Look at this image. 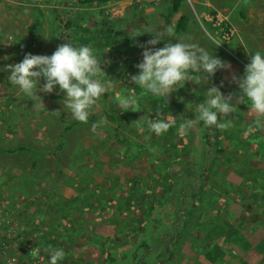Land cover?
I'll use <instances>...</instances> for the list:
<instances>
[{
  "label": "rangeland",
  "instance_id": "obj_1",
  "mask_svg": "<svg viewBox=\"0 0 264 264\" xmlns=\"http://www.w3.org/2000/svg\"><path fill=\"white\" fill-rule=\"evenodd\" d=\"M239 3L244 6L240 7ZM67 7L73 8L74 5H67L64 0H0V45L2 46L0 47L4 51L0 54L7 53L4 57L6 64L20 62L26 53L45 54L47 52L46 55H50L61 43L58 39L61 27H56L59 22L54 9L61 11ZM102 7L109 14L111 23H116V26L113 25L115 31L111 33L115 46L117 40L123 38L127 32H132V43L143 44L151 38L148 33L139 35L144 27L174 26L182 14L187 15V28L175 32V38L198 43L209 52H214V55L222 61L230 64V68L218 70L210 78V83L216 85L225 96L231 94L233 101L239 95L237 85L232 82L233 75H243L244 67L250 59L249 53L256 50L264 51V0H185L181 10L172 15H168L167 6L163 0L95 1L82 9L90 27L96 28V24L92 21H98L101 11L99 14L97 10ZM210 9L215 11L211 12ZM241 11L246 13V17L241 14ZM36 13L43 17L40 21L39 35L41 36L42 32L46 35L39 50L29 49L30 47L26 46L27 36H18L19 33L28 35L27 28L23 26L28 25L36 17ZM118 17L122 19L117 21ZM134 35L137 36L133 37ZM209 35H214L221 44L215 47L208 39ZM47 38L49 42L46 41ZM167 39L166 37L165 41ZM170 39L171 42H175L173 38ZM62 42H64L63 39ZM99 44V47H104L105 42ZM134 51H138L135 56L140 60L142 49L140 48L139 51L135 48ZM133 63V61L126 63L128 69L123 70L124 72L117 70L119 68L117 65L111 79L103 76V79L111 80V87L91 109L87 123L73 121L67 117L61 103L63 92H60L58 88H54L51 93L37 92L39 97L28 99L14 86L12 87L7 79L8 73L0 71V116L5 118V114L11 113L12 104L15 105L16 112H20L22 107H26V111L30 112L28 116L25 115V122H23V115L19 121L18 129L21 130L18 135L20 137L28 132L32 137L35 135L39 138L41 127H43L42 131L47 136L36 141L42 142L41 146H51L50 151H53L56 131L70 124L76 125L75 131L68 136L66 134L65 144L57 148L59 156L58 153L55 157L38 155L36 159L34 154L30 161L24 164L21 162L22 159L16 161L10 153L0 149V204L10 208L8 215L2 214L3 209L0 208V264H47L50 247L64 249L66 256L60 264H100L98 263L100 258L106 255L104 251L102 253L100 251L101 241L108 240L109 237L116 239L113 236L115 234L120 238L122 232L120 230L117 234L115 224L110 221L109 215L113 213L109 210L110 195H114L113 197L118 200L117 203L126 205L131 214H133L131 209H134L131 206L141 208L142 199L150 201V193L158 200V206L161 209L166 205L161 203L164 201L161 191L168 178L156 177L153 168L146 160L137 159L138 156H144L137 152V150L142 151L137 143H132L128 149L129 155L124 156L117 152V145L111 141L113 134H115L114 137L119 136V131L113 129L118 122H121L118 124L121 134L125 133V136L135 137L149 144L147 147L152 151V159L157 161L158 157L161 159L165 157L175 172L179 164L185 163L184 166H186L187 155L179 152V150L183 152L181 145L186 140L185 138L181 140L182 131L176 134L178 139L173 136L171 141L165 143L162 142V134L157 136L153 133L150 137L148 130L142 125L143 120L148 116L150 119H155L156 113L159 114L158 118L163 120L165 114L171 115L168 107L171 104L164 106L165 103L157 101L158 103L154 105L146 94L139 99V102L144 104V108L137 112L121 111L117 107L116 97L134 92V87L128 85L131 83L128 79L129 74H135L138 71ZM3 67L0 63V68ZM40 83L43 84L42 79ZM193 86L194 89L201 87L199 102H202L203 91L208 85L194 84ZM172 93L169 103H186V95H182L180 91ZM38 100L41 101L39 102L41 110L31 114L37 107L34 101ZM4 102L9 104L6 108L2 107ZM16 114L18 113H15L12 119L14 126L17 120ZM39 114L41 115L38 117ZM92 115L96 120H91ZM225 119L231 120L229 129L233 128L235 136L243 137L245 140L249 138L250 141L262 139L261 143L251 141L250 145L245 143L243 147L238 148V157L232 156L230 148H227L223 155L218 154L215 162L222 173L212 176L213 178L221 177L218 180V186H214V190L222 202L219 206L225 207L221 209L223 217L234 218L233 227L230 229H239L244 234L249 232L252 236L250 241L253 243L260 235H264V200H259L257 205L252 204L262 218L257 220L249 218L242 222L245 200L242 190L244 188L235 191L232 185L243 184L250 190L254 185L255 187L264 185V128L255 125V114L249 110V105L243 100L238 102L233 112L229 113ZM5 126L4 120L0 123V141L4 144L12 143L14 139L17 141L16 137L12 140L10 134H6ZM138 133H142L145 139ZM219 134L223 135L221 129ZM148 139L151 143H148ZM174 143L178 145L179 150L175 148ZM254 161L258 165L261 164L259 169L253 168ZM234 162L238 163V167L234 165ZM177 175H181L180 169ZM183 175L191 177L189 172ZM178 181L180 182L179 178ZM137 184L143 186L137 189ZM210 186V183H205V189H209ZM221 186L229 190L231 195L222 192ZM172 193H167L166 196L170 197ZM179 194L177 193L175 197ZM199 213V210L193 212L194 219H190L189 229L184 231L180 238V247L174 251L175 254L169 255L172 259L168 257L166 264H196V262L199 264H257L263 257L264 238L261 244H256L257 251L249 254L241 252L243 247L237 244L241 248L237 259L231 257L229 259L227 256L216 257L214 250L218 249L214 247L212 250L206 246L203 233L192 235L197 230L190 226L197 225ZM59 215H62V220ZM148 233L151 235L153 231ZM232 237L234 238L235 235L232 234ZM133 243L136 242L133 240L132 244L119 246L115 250L122 256L128 253L133 255L137 250L135 246H132ZM131 247L132 250L127 253L126 250L129 251ZM175 248L176 246L173 247ZM176 251H179V254ZM69 255L70 258H68ZM114 255L118 256L117 253ZM137 257L142 258L145 264H164L154 251L139 250ZM109 261L112 264H118V258L112 261L107 260V264Z\"/></svg>",
  "mask_w": 264,
  "mask_h": 264
},
{
  "label": "trees",
  "instance_id": "obj_2",
  "mask_svg": "<svg viewBox=\"0 0 264 264\" xmlns=\"http://www.w3.org/2000/svg\"><path fill=\"white\" fill-rule=\"evenodd\" d=\"M95 1L108 0H64L67 5L73 4L74 7H67L61 11L54 9L59 22L56 27H61V31L59 33L60 37L58 36V39H60L61 41V43L59 42L60 44L64 42H71L74 45H88L89 47L92 46L94 49H96L97 51L94 52L100 59L101 68L106 73L104 74V76L108 79H111L114 70L117 68V65L119 67L117 70L126 71L128 69L126 67V63L129 64L130 61H133L134 66L140 61L138 57L135 56L138 51L134 50L136 48L140 51V47L138 45L142 43H132V32H127L120 40L116 39L117 44L115 46L111 33L115 31L113 27L116 26V23H111L109 14L106 12L104 7L97 10L98 13L101 11V15L98 21H92L94 22V24H96V28L90 27L86 22V18L83 14L84 11L82 9H85L87 8V6L92 5ZM163 1L165 3V6H167V11L169 13L168 15H172L181 10V7L185 0ZM242 6L244 5L241 4L240 7ZM210 10L211 12L215 11L214 9ZM241 14L246 17L245 12L241 11ZM42 19V15L38 16V14L36 13V17L28 25L23 26L24 28H27L28 35H26L25 33H19L18 35L19 37H24V35L28 37L25 44L27 47H30L29 49L39 50L42 40L46 38V35L43 34V32L41 36L39 35V28L41 25L40 21ZM120 19L122 18L118 17L117 21ZM187 25V15L182 14L175 22V32L183 31L185 28H187ZM118 31L121 32V30ZM62 39L64 40V42H62ZM46 41L49 42V38H47ZM162 41L154 47H162L164 44V42ZM101 42H105L104 47L98 46V44ZM43 46L45 45L43 44ZM1 47L0 53L4 52ZM128 51L129 53H127ZM6 54L7 53L0 54V63H2L3 66L7 65L4 61V57ZM194 84L196 86L201 85L197 84L195 81H186L184 85H179L180 88L176 90L180 91L182 95H186V98L184 97L186 99V103H169V101L171 100L170 96H172L173 93L169 94L168 98L154 97L150 93L148 94V98L154 105L158 103L157 101L165 103L164 106H167V104H171V106H168L171 115L165 114V116L163 117L164 120L169 123L170 127L166 132L162 134V142L166 143L171 141L173 136L178 139L176 134L178 133L179 125L185 120V118H194L195 103L199 102L201 96V87H197L196 89H194ZM128 85H132L134 87V93L136 92V94H139V88H137L132 83H128ZM176 91H174V93ZM194 95H196L195 98ZM27 98L30 99L29 97ZM34 102L37 104V107L31 112V114H36L41 110V103H39L41 101L38 100ZM23 103L29 104V102L27 101H23ZM139 104V110L143 109L144 104L141 102H139ZM8 105L9 104L4 102L2 107L6 108ZM11 107L13 108V111L9 114H5V118H2V115L0 116V123L5 120V127L7 128L6 134H10L11 132H13L15 135L14 137H16L17 141H13L12 143L8 142L6 144L0 141V149H3V152L10 153V155L13 156V159L16 161H20V159H22L23 161L21 162H24V164L28 163L34 154H36V159L38 158V155H43L45 157L51 155L55 157V154L58 153L59 156L60 153L57 148H61L63 144H65V139H67L65 130L71 129L76 125L70 124L68 126H65L64 129H62V127L57 130V134L54 136V150L50 151L51 146H41L42 142H36V139L39 140V138L41 139L42 137L47 136L44 131H42L43 127H41L42 129L39 138L35 135L32 137V135L28 134V132H26L25 134L23 133L21 137L18 135V124L22 115L23 122H25V115L28 116L30 112L26 111V107H22L20 109V112H16V110L14 109L15 105L12 104ZM15 113L18 114H16L17 120L16 125L14 126V122L12 121V119L15 117ZM93 117L94 115H92L91 120H96V118ZM119 123L121 122H118L116 127L113 129L119 131V136L114 137L115 134H113L114 136H111V141H114L115 145H117L118 147L117 152L121 153L124 156H128L130 153L128 152V149H130L129 147L132 146V143L135 142L138 144V146H140L139 149H141L142 151L137 150V152L143 154L144 156H138L137 159L146 160L150 167L153 168V172H155L156 177L160 176L163 178H168V181L164 184L161 191V195L164 198V201H161V203H166V205L161 209L158 206V200L155 198V196H152V193H150V201L148 202V200H146L145 198L142 199L143 202L141 203V208L131 206L134 208L131 209V211H133V214H131L125 207L126 205L123 206L117 203L118 200L113 197L114 195H110L109 206L111 208L109 210L110 212L113 211V213L109 215L111 216L110 221L115 224L114 228L117 234L120 233V230L122 232L120 233V238L115 234L113 236L116 239H111V237H109L108 240L101 241L100 251L101 253L102 251H104L106 255L101 257L98 263L107 264V260L112 261L113 259L118 258V264H145V261L142 260V258L137 257L140 250L141 252H156L158 257L161 258L162 262L166 264L168 257L169 259H172V257L169 255L171 253L175 254L174 251L180 247V238L184 234V231H187L189 229L188 227L190 224V219H194V217H192L193 212H197L198 210L200 211V213L198 214L199 221L196 222L197 225L190 226L191 228H196L195 230H197V232L192 233V235L203 233V239L206 240V246L209 249L211 248L212 250L214 249V247L218 249L214 250L216 257L227 256L229 259L230 257L233 259H237L239 251L241 250V248L238 247L237 244H240L243 247V250H241V252L243 253L249 254L252 251H257L255 249V246L258 243L261 244V240L264 238V235H260L252 243L250 241L252 236L249 235V232L244 234V232L240 231L239 229H230L231 227H233L234 218L223 217V215L221 214V209H224L225 207L222 205L219 206V204H221L222 202L220 201V197L215 193L214 190V186L219 183L218 180L221 179V177L215 176L218 178H213L212 176L214 174L219 175L222 173V171L217 167V163L215 162L218 159V154L223 155V153L226 152L227 148H230L229 151L232 152V156L238 157V148L243 147L245 143H247V145H250L251 141H254V143L256 141L258 143H261L262 139H251L250 141L249 138H246L245 140L243 137L235 136V131L233 132V128L229 129V127L221 129L223 135H220L219 129L214 126L206 127L202 123L194 125L186 132L182 131L183 136H181V140H183V138L186 139L183 145H181L183 152H181L177 147L178 145L174 143L176 144L175 148L178 149L182 155H187L186 166H184L185 163L183 165L182 163L178 165V169H180L181 172V175L178 176V169L175 172L171 167L172 165L167 161L165 157L162 159L158 157L157 161L155 159H152V151L148 148L149 144L141 141L138 138L136 139L135 137L125 136V133H123V129V134H121V129L118 128ZM138 135L143 136L142 133H138ZM149 136H153V133H149ZM143 137L145 139V136ZM33 140L34 142L32 143ZM148 143H151L150 139H148ZM228 155L230 156V152L228 153ZM234 165L238 167L237 162H234ZM260 166L261 164L258 165L256 161H254V169H259ZM133 169L137 170L136 168ZM185 172H189L191 177L188 175L184 176L183 173ZM178 178L180 182L178 181ZM205 183L211 184L209 189H205ZM137 186V189H140L143 185L139 186V184H137ZM232 186L235 188V191H240L242 188H244L242 190V194L245 198L242 222L245 221V219L249 218H251V220L261 219L262 217L260 213L256 209H254V207H252V204L255 203L257 205L259 200H264V185H258L256 187L254 185L251 190L248 187H245L243 184H233ZM221 191L228 195H231L229 190L224 187L221 188ZM167 193L172 194L170 197H168L166 196ZM177 193L180 194L175 197ZM0 208L3 209V211H1L2 214H9V207L2 206V204H0ZM65 213L67 212L65 211ZM59 218L60 220H62V215H59ZM123 223H125V225ZM151 230L153 231V233ZM148 232L152 234L150 235ZM232 234L235 235L234 238L232 237ZM133 240L136 243H133L132 246H135L137 248V252L135 251V254L132 255L131 253H128L132 250V247L129 249V251L126 250L128 254L123 256L119 255V253L115 250V248L119 246L132 244ZM230 242L232 246L230 245ZM174 246H176L175 249H173ZM176 252H178L179 254V251ZM116 253L118 254V256L114 255ZM68 258H70V255ZM108 264L112 263H110L109 261ZM196 264L199 263L196 262ZM257 264H264V255L257 262Z\"/></svg>",
  "mask_w": 264,
  "mask_h": 264
},
{
  "label": "clouds",
  "instance_id": "obj_3",
  "mask_svg": "<svg viewBox=\"0 0 264 264\" xmlns=\"http://www.w3.org/2000/svg\"><path fill=\"white\" fill-rule=\"evenodd\" d=\"M144 33L150 34L151 38L138 45L142 49V58L134 65L138 71L128 76L140 92L116 97L117 107L121 111H139L141 96L150 93L154 97L168 98L169 94L180 88L179 85L195 81L208 87L203 91L202 102L195 103L194 118H185L178 131L186 132L201 123L218 129L230 127L231 120L225 118L241 100L255 114V125L264 128V51L249 53L250 59L243 75H233L232 82L239 91L233 101L231 94L225 96L216 85L210 83V78L218 70L230 68V64L198 43L175 38L173 25L144 27L139 35ZM170 38L175 42H171ZM208 39L215 47L221 44L214 35H209ZM162 40V47H154ZM0 71L7 72L9 83L29 98L39 97L37 92L51 93L58 88L63 92V112L80 123H87L93 106L111 87V80L103 79L106 73L94 50L87 45H74L71 42L59 44L50 55L26 53L20 62L7 64ZM158 116L156 113L155 119L148 116L142 122L149 133L157 136L170 127L167 121ZM65 256L63 248L50 247L47 264H60Z\"/></svg>",
  "mask_w": 264,
  "mask_h": 264
},
{
  "label": "flooded vegetation",
  "instance_id": "obj_4",
  "mask_svg": "<svg viewBox=\"0 0 264 264\" xmlns=\"http://www.w3.org/2000/svg\"><path fill=\"white\" fill-rule=\"evenodd\" d=\"M74 128H75V127L71 128V129H69V130H65V133L67 134V136H68L69 133L75 131ZM68 138H69V137H68ZM33 142H34V140L32 141V143H33ZM36 142H37V141H36Z\"/></svg>",
  "mask_w": 264,
  "mask_h": 264
},
{
  "label": "crops",
  "instance_id": "obj_5",
  "mask_svg": "<svg viewBox=\"0 0 264 264\" xmlns=\"http://www.w3.org/2000/svg\"><path fill=\"white\" fill-rule=\"evenodd\" d=\"M43 114H44V113H43ZM40 115H41V114H39L38 117H39ZM44 129H45V127H44ZM18 130L20 131L21 129H18ZM10 136H11V138H12V140H13L15 135L13 134V132H11V133H10ZM14 141H15V139H14Z\"/></svg>",
  "mask_w": 264,
  "mask_h": 264
}]
</instances>
